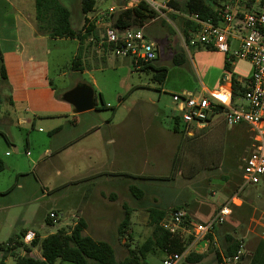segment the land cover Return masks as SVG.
<instances>
[{"label": "rangeland", "instance_id": "obj_1", "mask_svg": "<svg viewBox=\"0 0 264 264\" xmlns=\"http://www.w3.org/2000/svg\"><path fill=\"white\" fill-rule=\"evenodd\" d=\"M61 1L71 11L77 31L98 21L100 24L87 57L89 69L84 72L74 73L71 69L75 42L47 43L44 61L50 82L59 97L79 84L91 86L97 108L82 113L79 128L70 130L64 126L61 133L50 135L49 128L40 124L41 132L29 133L11 115L7 133L12 146L5 138V128L0 126V160L5 159L8 165L0 169V245L17 237L23 242L22 233L28 229L45 237L59 227L72 228L78 221L75 212L84 207L92 220L85 234L112 244L121 260L128 254L127 247L118 239L125 205L134 211L130 241L134 248L152 234L148 210L155 205L182 201L188 204L194 221L200 223L231 202L233 214L226 223L217 226L215 248L201 249L206 257L200 264H219L215 255L221 249L220 238L229 234L243 240L245 248L251 251L264 239V180L239 192L245 159L252 150L249 130L245 126L228 127L220 120L203 129L193 127L191 133L184 131L183 126L179 133L173 130V118L180 116V112L172 94L197 88L200 91L203 85L218 89L225 75H229L226 60L230 62L231 73L243 80L240 83L245 86L252 74L251 64L243 59L231 60L239 41L231 42L228 55L192 45L184 41L180 19L173 20L172 12L158 14L155 21L139 29L156 46L159 57L155 65L168 70L166 78L160 81L156 72L136 69L132 59L117 58L113 51L108 50L101 59L102 52L95 48L97 44L102 46L106 29L113 27L119 11L112 12L111 8L122 6L121 0H96L95 9L88 14L82 12L83 0ZM15 2L0 0V51L14 45L11 25L15 13L11 4ZM26 14L36 16L32 0ZM179 52L185 56L182 65L173 62ZM4 83L0 79V114L9 118L12 108L5 98L8 92ZM85 123L95 128L84 132ZM184 133L187 138L182 151H178ZM110 140L115 143L106 146ZM62 143H66L64 148L58 150ZM176 156L177 168L173 170ZM9 163L21 174L12 171ZM90 167L98 173L92 175L87 171ZM132 187L141 189L145 198L139 201L140 194L135 192V196ZM112 192L115 199L110 195ZM50 213L57 215L53 227L46 225ZM166 257L163 251H158L147 259L150 264H163ZM1 259L0 250V262ZM13 261L8 264H15ZM179 264L190 263L184 260Z\"/></svg>", "mask_w": 264, "mask_h": 264}, {"label": "built area", "instance_id": "obj_2", "mask_svg": "<svg viewBox=\"0 0 264 264\" xmlns=\"http://www.w3.org/2000/svg\"><path fill=\"white\" fill-rule=\"evenodd\" d=\"M170 1L121 0L124 4L111 8V11L134 8L144 2L160 15L166 11L181 15L198 25L186 42L225 55L231 53V42L239 41V47L231 60H247L252 67V74L245 81L246 92L242 96L234 98L231 79L226 77L225 83L218 89L173 93L172 100L188 133L193 127L206 128L215 120H220L228 127L245 126L249 130L252 150L245 159L239 192L246 187L256 186L264 180V0L226 1L218 24L212 20H200L195 15L180 14L168 6ZM103 43L114 46L113 53L117 58H129L135 63H155L159 57L155 44L148 42L143 29L107 28ZM232 214L231 202L222 205L206 223H192L184 210L172 212L161 226L173 235L182 238L191 236L193 242L184 253L168 255L163 264H179L201 241L206 239L209 243L207 237L213 235L217 226L226 223ZM49 216L56 220L55 213ZM35 237L34 231H27L23 243L30 245ZM246 255L245 244L242 243L234 256L227 257L221 253L220 264H238Z\"/></svg>", "mask_w": 264, "mask_h": 264}, {"label": "trees", "instance_id": "obj_3", "mask_svg": "<svg viewBox=\"0 0 264 264\" xmlns=\"http://www.w3.org/2000/svg\"><path fill=\"white\" fill-rule=\"evenodd\" d=\"M224 0H172L168 6L179 12L180 14H189L198 16L200 20H212L215 24L221 21L220 14L224 5ZM96 0H83L82 12L88 14L95 9ZM36 22L38 30L51 37L52 39H70L78 40L80 44L92 37L96 36L95 25H90L87 29L77 31L73 26L71 11L62 3L61 0H35ZM173 20L180 19L179 27L181 29L184 40H188L192 31H195L198 25L192 21L187 20L181 15L171 13ZM159 17L158 13L151 9L147 4L141 2L137 7L121 10L118 12L114 27L124 30L128 28H142L147 23L155 21ZM88 21V19H86ZM104 48L113 51L114 46L103 44ZM81 52V51H80ZM0 79H6V69L3 63V57L0 51ZM158 61V60H157ZM156 61V62H157ZM136 69L141 67V70H152L157 73V78L160 81L166 78L168 70L166 67L155 65V63H135ZM173 62L176 65L185 63V56L182 52L175 54ZM83 60L81 55L73 59L72 68L75 71H83ZM225 70L229 73L234 98L242 96L246 92V86H243L237 80V76L230 71V62L226 60ZM100 97L102 95L100 94ZM96 100V94H95ZM105 107V104H103ZM174 132L179 133L182 124L178 116L173 118ZM219 121V120H218ZM246 128V127H245ZM186 134L182 135L181 145L178 151H182L185 144ZM173 165V170L176 169V160ZM1 165V164H0ZM177 171V170H176ZM135 196L139 193L141 197L142 191L132 187ZM138 197V199H139ZM125 215L118 226V239L123 242L128 249V254L124 259H118L115 247L104 241H98L93 237L85 234L87 230V223L84 219H78L75 226L72 228H57L53 233L47 234L41 238L36 234L35 239L30 245L24 244L19 237L11 238L8 243L0 245L2 259L0 264H5L6 259L11 256L15 264H150L148 256L155 254L158 251H163L167 256L171 254H181L188 250L193 242V237L182 238L179 235H173L161 226L162 221L169 217V215L177 210H184L179 207L173 209L163 210L158 206H154L148 210L150 226L153 228L151 236L141 245L132 248L130 241L132 240V213L134 212L128 206L124 207ZM46 223L53 227L54 219L47 217ZM215 229L214 234L217 232ZM27 231L22 233L24 237ZM213 234V235H214ZM213 235H209L207 239L210 241L206 251L215 248L213 243ZM244 243L243 240H238L231 235H226L225 247L223 255L227 257L234 256L240 245ZM20 249L25 251L22 255L18 252ZM33 249H39L41 252L40 258L31 256ZM18 250V251H17ZM205 252L198 253L195 250L190 251L186 257V262L190 264H200L205 259ZM215 259L220 264L221 253L216 252ZM238 264H264V239H260L256 245L255 250L248 256H244Z\"/></svg>", "mask_w": 264, "mask_h": 264}, {"label": "crops", "instance_id": "obj_4", "mask_svg": "<svg viewBox=\"0 0 264 264\" xmlns=\"http://www.w3.org/2000/svg\"><path fill=\"white\" fill-rule=\"evenodd\" d=\"M30 1L16 0L15 3L11 4V7L12 9H14V13H15V16L13 18L14 24L11 25V32L13 37L12 42L14 43V45L9 49L1 50L3 63L6 69V79H3L5 82L3 84V87H6L8 92V95H5V98L9 100L12 109H11V113H9V118H5L2 116V114H0V126L5 128L4 131L5 138L7 139V142L10 146H12L13 143L11 141L12 140L11 136H9V134L7 133L8 132L7 128L9 127V124L12 122L11 115L16 116L18 125L21 127L26 126V130H29L28 131L29 133L36 132V130H38V132H41L43 130V127H38L39 124L49 128L48 134L50 135L55 133L58 134L61 133V131L64 129V126L69 127L71 130L74 128H79V126L82 125L83 123L80 118L82 117V113L81 114L75 113L73 106L64 102L62 98L63 95L61 97L56 95V89H54L55 87H53V84L50 82L48 67L44 60L46 55L47 43L49 42L58 43L59 41L75 42L76 50L73 54V59L76 56L81 55V58L83 60V66H82L83 71H75L72 67L71 69L74 71V73L84 72L87 69H89L86 67L87 65L86 62H87V57L91 51L90 49L93 48L91 44L93 40L92 38H90L86 40L84 44H80L79 41L75 39L74 40L52 39L48 35L41 33L38 30L35 16L31 14L30 15L26 14V12L28 11V4ZM33 2L35 4V0H32V3ZM85 19H88V17H86ZM99 24H100L99 21L95 24V27H97L96 29H98ZM101 44L102 46L100 44H97L95 48L102 52L101 59H103L107 54V49L104 48L102 41ZM235 67H236V63H233V68L235 69ZM226 77H230V75H225L224 80ZM237 80L238 82L243 81L240 78H237ZM202 90H215V89H209L203 85V88L200 89V91ZM197 91L198 88L193 90L192 92H197ZM1 99L2 97L0 98V100ZM85 124H86L85 126L86 130L84 132H90L95 128V126L91 124L88 123ZM28 138L30 139L29 134H28ZM28 142L30 145V141ZM114 143L115 142L113 140H110L107 141L105 145L109 146V144L112 145ZM65 144L66 143L60 144L57 147V149L61 150L62 148H64ZM91 151H93L92 148ZM8 154L9 153L7 152L6 156ZM2 160L3 161L0 160V164H1L0 169H4L5 167L8 166L5 163V159ZM9 166H10L9 168H11L12 171L17 172V174H21V171L15 169L13 164L9 163ZM87 171L90 172L92 175L98 173L97 170L92 167L88 168ZM113 193L114 192L110 193V195L112 196V199H115V194ZM142 193L143 195L140 197L139 201L145 198L144 196L145 193L143 191ZM155 206H159V205H155ZM187 206H188L187 203H184L182 201H177L175 203L160 205L159 207L162 208L163 210L172 209L175 207L182 208L187 213L189 220L192 223H196L192 218V215ZM75 213H77L76 216L77 219L82 218L85 220L88 226L87 229H89L91 224L90 222H92V220H90V217L87 214L86 209L84 207H81ZM214 214L215 212L211 215V217ZM211 217H209V219L205 221H201L200 223L208 222L211 219ZM102 220H103L102 222L105 221L104 218H102ZM46 225L49 226L47 223ZM30 230L34 231L32 229H28L26 231H30ZM36 233L39 234L38 232ZM214 236L215 234L213 235V243L217 245V239ZM40 237L44 238L41 235ZM225 240H226V236L220 238L221 249L219 251L217 250L219 253H223V249L225 247ZM257 243L254 245L251 251L246 249L247 251L246 257H248L255 250ZM197 246L194 249L195 251ZM207 247L204 249L207 250ZM19 252L23 254L25 251L20 249ZM38 253H40V257H41L40 250L33 249V251L31 252V256L35 258H40V257H36ZM198 253H201V251ZM10 261H13L11 256H9L6 259L5 264L10 263Z\"/></svg>", "mask_w": 264, "mask_h": 264}, {"label": "water", "instance_id": "obj_5", "mask_svg": "<svg viewBox=\"0 0 264 264\" xmlns=\"http://www.w3.org/2000/svg\"><path fill=\"white\" fill-rule=\"evenodd\" d=\"M62 98L64 102L73 106L77 114L92 111L97 108L95 91L87 84H79L72 90L67 91ZM207 243L208 241L206 239L201 241L196 248V252H200L201 249H204Z\"/></svg>", "mask_w": 264, "mask_h": 264}]
</instances>
